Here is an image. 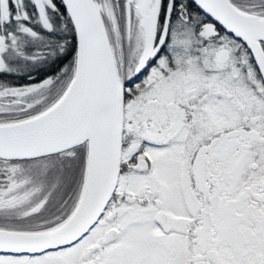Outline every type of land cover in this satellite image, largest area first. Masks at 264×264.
<instances>
[{
	"label": "snow or ice",
	"instance_id": "1",
	"mask_svg": "<svg viewBox=\"0 0 264 264\" xmlns=\"http://www.w3.org/2000/svg\"><path fill=\"white\" fill-rule=\"evenodd\" d=\"M0 264H264V0H0Z\"/></svg>",
	"mask_w": 264,
	"mask_h": 264
}]
</instances>
